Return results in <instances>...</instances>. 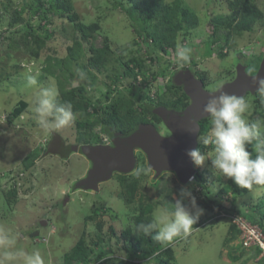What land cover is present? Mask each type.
Listing matches in <instances>:
<instances>
[{
    "label": "rangeland",
    "instance_id": "rangeland-1",
    "mask_svg": "<svg viewBox=\"0 0 264 264\" xmlns=\"http://www.w3.org/2000/svg\"><path fill=\"white\" fill-rule=\"evenodd\" d=\"M59 1L70 2L84 23L100 24L95 38L83 43V51L77 59L67 60L68 46L73 44L77 30L74 22L60 11L51 12L49 35L44 27L33 31L32 25H39V14L33 10L40 6V10L45 9L48 0H44V4L43 0H0V228L15 237L16 248L28 252L40 250L45 264H65V254L80 239L98 247V251L113 250L119 258L125 259L128 254L120 250L127 243L123 231L133 224L132 218L146 205L152 206V216L157 209L171 212L175 201L181 198L180 190L187 188L205 211L198 216L189 235H181L170 243L172 262L264 264V253L254 255V248H243L240 237L234 236L231 216L217 215V210L233 211L235 206L262 217L264 225V205L258 207L264 202V186H253L252 191L239 186L241 192H236L230 178L214 172L212 144L198 143L205 161L195 168L208 181L206 189L194 181L180 182L174 172L156 177L142 150L136 151L137 166L133 172L114 173L111 179L100 183L99 190L74 189L76 181L87 176L92 162L82 153H70V146L105 142L108 134L103 129L107 127L103 121L111 112L110 105L118 104L122 112L132 107L144 113L146 94L155 99H174L179 93L175 88L166 91V85L182 67L176 62V48H169L167 52L155 49L153 35L150 37L153 48L147 50L137 26L148 23H141L140 18L132 21L126 9L136 3L144 12L133 10L134 16L146 17L147 1ZM176 1L165 0L169 4ZM230 1L179 0L198 17L194 28L178 31V43H187L184 46L191 49L193 58L184 66L190 65L200 78L203 74L209 90L233 80L239 63L247 65L250 74L256 73L264 57V0H249L262 11L252 23V29L238 26L239 15L233 11ZM16 15L21 20L15 21ZM184 25L187 26V22L184 21ZM106 42L112 51L99 72L88 65L90 46L102 47ZM209 44L214 49L211 55L208 54ZM34 51H38V55ZM220 51L225 54L221 55ZM137 55L145 59L143 72L122 74L115 83L114 78L122 73V62ZM67 66H71V70ZM159 68L168 74L156 75ZM78 70L84 73L83 78ZM29 74L36 76L37 85L27 84ZM50 85L57 89L58 97L62 89L84 86L91 103L86 114L74 113L75 119L70 125L59 131L45 132L36 123L33 108L38 88ZM164 90L166 93L160 97ZM243 97L249 104L244 118L249 123H257L259 131H263L264 102L257 92ZM86 120L92 122L89 127L79 126L80 121ZM153 123L163 134H169L163 121ZM211 127L209 116L199 136L207 135ZM260 139L264 140V135ZM143 168L151 171L137 176V169ZM184 202L196 215L190 200ZM2 252L0 249V255ZM128 260L132 262L131 258ZM135 260V264H155L151 257Z\"/></svg>",
    "mask_w": 264,
    "mask_h": 264
},
{
    "label": "trees",
    "instance_id": "trees-1",
    "mask_svg": "<svg viewBox=\"0 0 264 264\" xmlns=\"http://www.w3.org/2000/svg\"><path fill=\"white\" fill-rule=\"evenodd\" d=\"M38 1L42 2V0H38ZM145 1L148 2L146 17L145 15L134 16L135 14L133 13V10L138 9L141 12H144L143 10H141V7L136 3L132 4V6H129L126 9L129 15L131 16L132 21H137L140 18L141 23L143 21L148 23L147 26L146 25H143V27L137 26V31L141 34V36H143V42L145 43L147 50H151V48H153L152 46L153 42H150V37L152 35H153L152 37L155 38V43H154L155 49L158 48L162 52H167L169 51V48H176L178 44V40H177L178 31L184 28L186 29L194 28L198 24V17L194 13H191L184 6H182L179 0H177L175 3L172 4L165 2V0H145ZM44 3L45 2L43 0V4ZM230 4L235 14L239 15V21H238L239 27L252 29L253 27L252 23L256 20V18L262 15V11L249 0H232L230 1ZM40 9L41 6L33 10L34 13L39 14V25L31 24L33 31H37L39 30L40 27H44V29H46V35L50 34L48 32L49 31L48 24H50L52 21L51 12L54 9L58 12L60 11L62 15H65L68 19L74 22L75 28L77 30V34H76L77 36L73 41V44L68 46L67 60L77 59L83 51V43L90 42L93 38H95L96 33L100 29V24L98 22H92L90 24H86L83 21H81L79 14L74 10L70 2L66 4L59 0H48L45 9L42 10ZM14 20L15 21L21 20V17L16 15ZM153 21H155V24H151ZM184 21L187 22V26L184 25ZM232 22L233 20L231 22H228V25H231ZM111 51L112 48L108 42H106L102 47L91 45L90 58L88 62L89 67L95 68L99 72L102 71L103 68L105 67L106 61L108 60V54ZM213 52L214 49L212 48V45L209 44L208 54L211 55ZM220 53L221 55L225 54L223 51H220ZM34 54L38 55V51H34ZM191 60H193V58H191ZM122 64H123L122 73L118 74V76L114 78L115 83L120 80V75L122 74L123 75H128V74L137 75L138 73L141 74L143 72V68L145 65V59L143 58V56L137 55L129 58L125 62H122ZM67 69L71 70V66H67ZM84 70L86 72L88 71L87 69ZM155 74L166 76L168 73L166 74L165 70L159 68L155 72ZM172 76L173 73L171 74V77ZM201 78L203 79L204 82L206 81L205 76L203 74L201 75ZM172 88H175V92L179 93L172 100H168L163 97L159 99L157 98L158 99L157 100L148 94L144 95L145 96L143 102L144 111H145L144 113H141L137 110V108L135 109L132 107L129 108L128 111L122 112L119 109L118 104H113V106L110 105L109 107H111V112L108 114V116L105 117L103 121L105 123L104 126L112 127L116 131H121L126 133L139 123H147L154 121L162 122V119L157 114H154L151 111L149 105L162 104L167 107L182 109L185 106H187L190 102L189 96L186 94L182 86L177 85L174 82V78H172L170 82L167 83L166 91L167 89L170 91L172 90ZM166 91L164 90L163 93H161L160 97L164 93H166ZM152 101H154V104H151ZM65 102H70L72 104L74 113L81 112L82 114H86L88 112L91 99L88 93L86 92L84 86L71 87L68 90L62 89L61 95L57 98L58 104H62ZM98 106L99 104H96L95 108H98ZM17 109L18 108H16V110ZM206 121L207 118L201 121L200 133H202L205 130ZM91 123L92 122L88 120H86V122L80 121L79 126L89 127ZM106 128L104 127L103 129L104 131L107 132ZM260 133L261 135H264V130L261 131ZM257 143L258 141L254 140L252 144L247 145V150L252 154V158H255L256 155L255 145ZM30 164H28V166ZM193 181L196 182V184H198L200 187H202V189L204 188L206 189L209 186L208 181L205 180L198 171L196 172ZM231 181L234 183L232 179ZM235 191L238 193L241 192V189L237 184H235ZM133 195L134 193H132V196ZM261 205H264V202L261 203L258 207H260ZM151 209H152L151 205H146L138 215L132 218L133 224L128 226L125 229V231H123L127 239V243L123 248L131 252L129 253L131 258L137 257L143 260L144 258L150 257V255L154 254L155 256L153 255L154 257L153 260L156 264H175L174 262H172L173 255L171 254L172 252V247L170 246L171 242L166 245L162 244L161 242L153 239V236L155 235V231H153L151 234L145 235L142 231H139L137 229L138 225L142 223L147 224L152 221L153 216L151 214ZM225 211L227 213H239L245 216L252 223L260 225V227L264 231L262 217L253 216L247 210L238 209L235 208V206L233 208V211H231V209H225ZM219 212L220 210H217V214ZM230 223L232 229H234V233H233L234 236L240 237L241 230L239 229V227L233 222ZM176 239H178V237L175 238L174 240ZM241 245L243 248H247L246 246H244L242 242ZM254 249H255L254 255H258L262 252V249L258 246L254 247ZM113 252L115 251L113 250L108 252L98 251V247L97 248L94 246L92 247L91 245L87 244L83 239H80L72 247V249L65 254L64 262L65 264H90L94 259L102 258L107 254ZM100 264H135V261L130 262L128 259H121V258H106Z\"/></svg>",
    "mask_w": 264,
    "mask_h": 264
},
{
    "label": "clouds",
    "instance_id": "clouds-1",
    "mask_svg": "<svg viewBox=\"0 0 264 264\" xmlns=\"http://www.w3.org/2000/svg\"><path fill=\"white\" fill-rule=\"evenodd\" d=\"M181 44L178 43L175 50L176 62L179 67H182L179 70L189 68L197 76V71L190 65L184 66L191 59V49L184 46L185 42ZM28 71L31 73V69ZM79 75L83 78L84 73L79 72ZM252 78L253 84L257 86L256 92L264 102V77L256 75ZM27 84L29 86L37 85L36 76L27 75ZM216 92L219 95L210 96L203 107V111L211 117L212 127L207 135L198 137L200 143L214 145V155L211 158L214 172L219 171L224 177L232 179L238 186L251 191L253 186H264V140L260 139L259 125L249 123L244 118L249 108L248 102L243 96L223 91L222 85L217 86ZM58 95L57 89L51 85L41 86L35 93L33 111L36 114V123L45 132L59 131L70 125L75 119L72 104L70 102L58 104ZM105 139V142L99 141L93 144H105L110 138L108 136ZM254 140H257L258 143L255 145V158H252V154L247 150V145L252 144ZM187 155L195 166L204 164L205 155L199 148L189 149ZM150 171V168L137 169L136 175L147 174ZM180 197L175 201L174 209L171 212L157 209L153 213L152 221L138 225L137 229L145 235L155 231L153 239L165 245L176 237L189 235L198 216L205 210L197 204L196 197L187 188L180 190ZM185 199L190 200L191 209H195L196 215H193L189 205L185 204ZM220 213L217 215L220 216ZM0 249H3L2 255H0V264H45L40 250L34 249L28 252L16 248L15 237L2 228H0ZM120 250L123 254H128L125 259L131 258L129 255L131 252L123 247ZM107 255H112L108 258H119L116 252ZM153 255H150L152 260ZM135 258H131L132 261H135ZM95 260L97 259L93 261Z\"/></svg>",
    "mask_w": 264,
    "mask_h": 264
},
{
    "label": "water",
    "instance_id": "water-1",
    "mask_svg": "<svg viewBox=\"0 0 264 264\" xmlns=\"http://www.w3.org/2000/svg\"><path fill=\"white\" fill-rule=\"evenodd\" d=\"M264 77V57L256 73L250 74L247 65H237L236 77L222 84V90L229 94L244 96L248 92L255 93L256 85L252 76ZM174 82L183 87L190 102L182 109L165 105H149L169 129L163 134L152 122L139 123L124 133L107 127L112 144L71 145L69 151L79 152L87 156L92 167L85 178L76 181L74 189L99 190L101 182L112 178L115 172L129 174L137 166L136 151L142 150L148 165L159 177L164 172H174L180 182L193 181L196 168L187 151L198 147V136L201 121L209 115L203 111L204 105L212 95H219L215 90L205 87L203 79L197 77L189 69H181L174 74Z\"/></svg>",
    "mask_w": 264,
    "mask_h": 264
},
{
    "label": "built area",
    "instance_id": "built-area-1",
    "mask_svg": "<svg viewBox=\"0 0 264 264\" xmlns=\"http://www.w3.org/2000/svg\"><path fill=\"white\" fill-rule=\"evenodd\" d=\"M152 97H154V96H152ZM220 216H227V217L231 216L233 223H235L239 227V229L241 230L240 239H241V242L244 244V246H246L247 248H251V247L254 248V247L258 246L262 249V251L264 253V231L260 227V225L252 223L245 216H243L239 213L222 212V213H220ZM110 256H112V255H110ZM110 256L106 255L102 258H99V259L91 262L90 264H100L106 258H108Z\"/></svg>",
    "mask_w": 264,
    "mask_h": 264
},
{
    "label": "flooded vegetation",
    "instance_id": "flooded-vegetation-1",
    "mask_svg": "<svg viewBox=\"0 0 264 264\" xmlns=\"http://www.w3.org/2000/svg\"><path fill=\"white\" fill-rule=\"evenodd\" d=\"M156 105V104H155ZM105 144H112V141L109 139ZM137 155V154H136Z\"/></svg>",
    "mask_w": 264,
    "mask_h": 264
}]
</instances>
